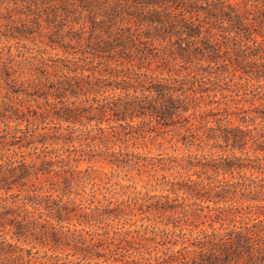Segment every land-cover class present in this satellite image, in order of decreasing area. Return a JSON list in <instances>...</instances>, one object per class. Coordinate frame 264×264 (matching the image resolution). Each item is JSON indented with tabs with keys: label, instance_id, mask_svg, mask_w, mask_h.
I'll list each match as a JSON object with an SVG mask.
<instances>
[{
	"label": "trees",
	"instance_id": "16d2710c",
	"mask_svg": "<svg viewBox=\"0 0 264 264\" xmlns=\"http://www.w3.org/2000/svg\"><path fill=\"white\" fill-rule=\"evenodd\" d=\"M0 118V264H264V0H0ZM152 131L223 154L153 202L67 146Z\"/></svg>",
	"mask_w": 264,
	"mask_h": 264
},
{
	"label": "rangeland",
	"instance_id": "374dc122",
	"mask_svg": "<svg viewBox=\"0 0 264 264\" xmlns=\"http://www.w3.org/2000/svg\"><path fill=\"white\" fill-rule=\"evenodd\" d=\"M3 120L0 118V133H13L12 127L17 126V121ZM139 122V120H135ZM36 125V124H31ZM22 127H27V123L23 122ZM157 124L150 123L148 126L155 127ZM29 130V131H27ZM45 130L39 128L37 133H43ZM30 129L25 132L16 130V133H29ZM75 140L68 141L67 146L79 147L83 149H97L116 153L113 156H108V159L119 158L116 162L99 161L94 162L93 166L98 175V182L104 184L107 181L110 183H118V187L124 185L130 187L133 191L135 187L142 190L151 197L153 202H160L162 195L175 197V194L168 190V181L174 177L172 165L176 156L195 159L196 156L207 154V156H219L223 151L210 145L204 150L196 144H185L183 136L174 133H157L155 131L146 133H74ZM103 157V156H101ZM89 165L88 162H82L81 167L85 168ZM186 172L185 169H179ZM197 177V175H193ZM151 209V208H149ZM149 219L146 224L152 223V228L155 231L162 229L165 226L166 219L155 209L150 210ZM142 222L140 221L139 224ZM145 224V225H146ZM145 225L142 227L144 228ZM154 233V232H153ZM157 233V232H156ZM157 241H158V233ZM43 252V251H42ZM50 253H59L51 250Z\"/></svg>",
	"mask_w": 264,
	"mask_h": 264
}]
</instances>
